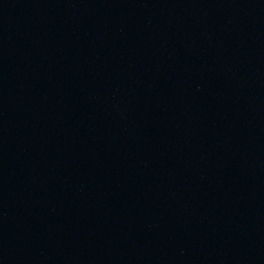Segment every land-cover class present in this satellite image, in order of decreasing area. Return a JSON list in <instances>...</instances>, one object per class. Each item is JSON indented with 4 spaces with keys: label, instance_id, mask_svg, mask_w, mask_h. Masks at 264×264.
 <instances>
[{
    "label": "water",
    "instance_id": "obj_1",
    "mask_svg": "<svg viewBox=\"0 0 264 264\" xmlns=\"http://www.w3.org/2000/svg\"><path fill=\"white\" fill-rule=\"evenodd\" d=\"M0 264H264V0H0Z\"/></svg>",
    "mask_w": 264,
    "mask_h": 264
}]
</instances>
